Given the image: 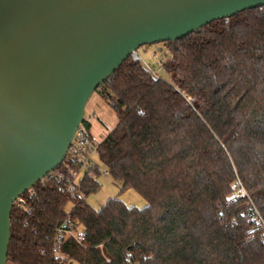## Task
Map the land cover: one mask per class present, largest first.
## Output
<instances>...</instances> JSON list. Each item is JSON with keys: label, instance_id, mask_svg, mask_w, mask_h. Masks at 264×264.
I'll use <instances>...</instances> for the list:
<instances>
[{"label": "trees", "instance_id": "1", "mask_svg": "<svg viewBox=\"0 0 264 264\" xmlns=\"http://www.w3.org/2000/svg\"><path fill=\"white\" fill-rule=\"evenodd\" d=\"M163 44L167 81L130 56L96 90L117 117L100 162L148 206L95 210L100 171L73 196L48 175L14 204L8 264H264V7Z\"/></svg>", "mask_w": 264, "mask_h": 264}, {"label": "water", "instance_id": "2", "mask_svg": "<svg viewBox=\"0 0 264 264\" xmlns=\"http://www.w3.org/2000/svg\"><path fill=\"white\" fill-rule=\"evenodd\" d=\"M264 0H0V264L14 203L65 160L98 87L143 46Z\"/></svg>", "mask_w": 264, "mask_h": 264}, {"label": "rangeland", "instance_id": "3", "mask_svg": "<svg viewBox=\"0 0 264 264\" xmlns=\"http://www.w3.org/2000/svg\"><path fill=\"white\" fill-rule=\"evenodd\" d=\"M166 45L163 43L155 45L143 46L137 50L141 63L148 69L152 70L154 74L163 80H168V76L163 70L159 69L158 63L167 54ZM93 118L92 134L97 137L96 140L100 143L98 132L100 127H105L108 131L111 130L117 123V117L112 109L108 106L106 101L95 92L90 98L85 112V118ZM105 132V136L107 135ZM104 136V137H105ZM105 167L102 166V174L99 177L101 189L97 194H93L87 198V203L95 210L101 209L109 199L117 198L121 200L126 206L137 209H144L148 206L147 200L133 189L121 192L122 184L114 182L111 176L107 173ZM83 230L81 227L80 231Z\"/></svg>", "mask_w": 264, "mask_h": 264}, {"label": "built area", "instance_id": "4", "mask_svg": "<svg viewBox=\"0 0 264 264\" xmlns=\"http://www.w3.org/2000/svg\"><path fill=\"white\" fill-rule=\"evenodd\" d=\"M132 58L134 60H140L139 55H133ZM91 124V118H84V120ZM83 120V121H84ZM98 144L99 142L94 138L91 129H88L87 126L82 122L78 127L71 145L69 147L68 153L66 155L65 160L68 163H74L78 166L79 170H73L66 163L64 166L65 172H55L49 174L53 177L57 184L62 185V190L67 191L72 196L75 194L76 185H78L80 179L84 175L92 176L96 171H100L102 174V163L100 162L99 154H98ZM64 160V162H65ZM63 162V163H64ZM62 163V164H63ZM66 172L68 176H66ZM107 173V171L103 172ZM47 178V177H46ZM45 178V179H46ZM43 179L42 182L45 180ZM30 192V196H35V191L31 188L28 190ZM18 207L24 208V203L21 200V197L16 201ZM15 202V203H16ZM14 203V204H15ZM253 219L256 222V225L264 228V219L259 214V212L255 209ZM63 229L59 231V236L57 241L59 242L62 238ZM74 238L81 243L83 241V237L80 234H76L75 232H69Z\"/></svg>", "mask_w": 264, "mask_h": 264}, {"label": "crops", "instance_id": "5", "mask_svg": "<svg viewBox=\"0 0 264 264\" xmlns=\"http://www.w3.org/2000/svg\"><path fill=\"white\" fill-rule=\"evenodd\" d=\"M94 116H95L94 113H92V117H91V126H92V127H91V132H92V129H93V118H94ZM115 125H116V124H115ZM115 125H114V126H115ZM112 129H113V128H112ZM112 129H111V130H112ZM111 130L108 131L107 129H105V127H100L99 132H98V135H99L100 140L102 141V140L108 135V133H109ZM106 131H107L108 133H107V135L105 136V132H106ZM94 135H95V134H94ZM94 135H93V136H94ZM104 136H105V137H104ZM94 138L96 139L97 137L94 136Z\"/></svg>", "mask_w": 264, "mask_h": 264}]
</instances>
